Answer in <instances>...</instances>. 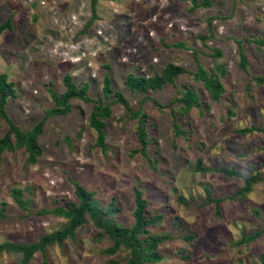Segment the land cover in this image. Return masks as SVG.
<instances>
[{"label": "rangeland", "instance_id": "374dc122", "mask_svg": "<svg viewBox=\"0 0 264 264\" xmlns=\"http://www.w3.org/2000/svg\"><path fill=\"white\" fill-rule=\"evenodd\" d=\"M208 1L191 7L187 0H96L93 15L89 0H0V24L10 17V26L0 30V71L8 73L16 88L5 108L14 122L26 129L37 121L53 105L49 89L64 90L67 72L78 85L87 82L89 95L102 96L112 108L105 119V150L96 145V131L87 123L94 102L73 97L71 109L46 117L39 135L43 152L35 162L24 163L22 148L4 151L0 243L37 240L64 226V216L40 210L76 202L78 181L95 191L98 204L112 200L118 206L113 217L124 225L133 220L132 186L143 192L148 212L158 215L150 231L166 234L158 245L162 258L157 264H261L264 83L255 76L264 77V43L256 42L264 39V0ZM180 41L182 46L173 45ZM212 47L222 51L215 59L223 69L222 75L217 73L224 86L218 100L192 77L198 65L215 73ZM166 62L185 68L173 83L144 93L125 86L128 73L150 76ZM105 75L112 86L107 98L102 93ZM187 88L199 95L201 104L184 111L174 99ZM113 91L147 113L152 138L148 153L155 158L154 166L146 156L132 152L139 145L136 123L123 116L125 107ZM170 108L181 134L174 132ZM251 125L256 129L238 131ZM6 128L0 119V134ZM197 157L206 165L232 166L257 179L244 193H236L242 177L199 171L194 167ZM15 187L23 189L26 208L13 200ZM205 188L219 199L218 210L213 199L207 200ZM95 231L87 219L61 244L53 242L36 251L29 264H108L110 257L126 259L123 246L105 253L111 239ZM255 231L257 237L238 244L242 234ZM20 258L18 251H0V264H17Z\"/></svg>", "mask_w": 264, "mask_h": 264}, {"label": "trees", "instance_id": "16d2710c", "mask_svg": "<svg viewBox=\"0 0 264 264\" xmlns=\"http://www.w3.org/2000/svg\"><path fill=\"white\" fill-rule=\"evenodd\" d=\"M90 1V10L94 15V3L96 0ZM190 2L191 7L208 5V0H187ZM211 19L208 18L209 31L211 32ZM93 20L91 16L87 22L88 26ZM5 26H10V17L0 24V30ZM202 37H205L204 35ZM258 43H264V39L256 40ZM173 45L182 46L183 43L175 42ZM197 50H194L196 53ZM222 54L219 47H212L211 57L213 58L212 65L215 68V73L209 71L202 65H198L197 69L192 72V77L196 80H200L208 91L209 96L212 99L218 100L224 91V86L218 77L217 73L223 74V69L219 63L215 60ZM239 62L241 65L245 63V54L240 51ZM185 71V68L181 64L173 62H166L164 67L157 73H153L150 76L144 74L128 73L124 78L125 86L130 91L135 92H146L148 89H154L162 86L164 83H173L175 77ZM259 81L264 83L263 76H255ZM63 82L65 85L64 90L61 92H55L49 89L50 96L53 101V105L44 109L43 115L35 121L29 128L22 129L6 112V103L9 98L16 95V88L14 81L9 78V75L5 71H0V119L7 125L6 130L0 134V158L4 151L15 150L22 148L26 154L24 163H33L42 154L43 147L39 142V135L43 131L44 121L48 115L55 113H64L72 108L71 98L80 97L85 101H93L94 104L89 110L87 123L96 131V145L102 150L107 148L105 141L106 138V122L105 119L109 116L111 103L108 100L103 101L102 96H90L88 93V83L84 82L78 85L74 82L70 72L63 75ZM112 92L111 81L108 75L103 77L102 93L105 98ZM115 94V100L123 103L125 110L123 116L126 118H133L136 123L135 133L138 139L139 145L132 148V152L140 153L146 156L149 163L154 166L155 158H150L148 153V144L151 141V136L148 131V115L141 108H132L127 98L119 91H113ZM174 100L180 102V110H189L192 106H200L201 101L199 95L192 90L187 88L182 91L179 97ZM173 100L170 101L172 103ZM157 105L161 106L160 103L156 102ZM173 108H170L171 121L176 134L184 132L180 128L178 121H176V113ZM228 115L232 113L230 107L225 111ZM256 129L255 126H247L239 128L238 131L246 132ZM195 169L199 171L216 170L224 175H235L240 176L243 179V185L240 186L236 193L242 194L250 188L252 183L257 179L256 176H245L242 175L234 167L226 165H220L213 167L203 163L201 157L196 158ZM134 208L132 211L133 220L124 225L123 223L116 222L113 214L118 211V206L111 200L106 205L98 204L94 200L95 191L88 189L78 181L74 182V193L76 195V202L66 201L64 205L58 204L49 210L41 209L40 211H50L52 213L62 215L67 220L64 226L59 229L42 234L37 240L33 241H17L12 242L11 240H5L0 243V251L5 249L12 252H20L21 258L17 264H29L33 254L36 251H44L47 244L56 242L61 244L65 238L72 237L75 228L89 219L90 223L96 229L95 234L98 237H102L107 234L111 239V244L107 245L103 251L107 254H113L118 248L123 246L128 250L126 259L122 261L117 257H110L107 262L108 264H157L162 258V253L158 249V245L162 242L166 234L154 233L150 231L152 226L158 219V215L151 214L148 212V201L144 197L143 192L136 186H132ZM207 200H212L210 197L209 189L205 188ZM12 197L15 203L20 207H27V200L23 196V189L21 187H15L11 189ZM235 193V194H236ZM215 207L219 209V199H213ZM6 201H2L4 205ZM2 208H0V215H3ZM259 235V231H255L249 234H242L238 239V244L242 242H248ZM260 262L264 264V252L260 255Z\"/></svg>", "mask_w": 264, "mask_h": 264}]
</instances>
